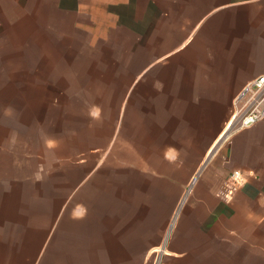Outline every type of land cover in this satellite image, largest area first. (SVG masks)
<instances>
[{
	"label": "crops",
	"instance_id": "1",
	"mask_svg": "<svg viewBox=\"0 0 264 264\" xmlns=\"http://www.w3.org/2000/svg\"><path fill=\"white\" fill-rule=\"evenodd\" d=\"M260 75L264 0H0V264H262Z\"/></svg>",
	"mask_w": 264,
	"mask_h": 264
},
{
	"label": "built area",
	"instance_id": "2",
	"mask_svg": "<svg viewBox=\"0 0 264 264\" xmlns=\"http://www.w3.org/2000/svg\"><path fill=\"white\" fill-rule=\"evenodd\" d=\"M234 105L235 107L232 116L238 127L251 125L264 118V75L256 77L245 85L234 101ZM244 179L245 176L241 171H232L230 174V184L228 186V190L230 191L235 189L244 181ZM194 182L195 177H193L185 187L180 200V205L186 201L192 190ZM155 261L156 264H160L162 262L160 254H158Z\"/></svg>",
	"mask_w": 264,
	"mask_h": 264
},
{
	"label": "rangeland",
	"instance_id": "3",
	"mask_svg": "<svg viewBox=\"0 0 264 264\" xmlns=\"http://www.w3.org/2000/svg\"><path fill=\"white\" fill-rule=\"evenodd\" d=\"M236 246H237L236 244H233V246L231 247V259L228 261L229 264H260V262L257 261V263H256L255 261H253L252 259H249V258H247L245 261L244 260L239 261L238 259H234L237 257L236 256L237 254L233 252V250L235 249ZM225 262H227V261L225 260ZM151 263L156 264V261L153 260V261H151ZM262 264H264V261H262Z\"/></svg>",
	"mask_w": 264,
	"mask_h": 264
}]
</instances>
